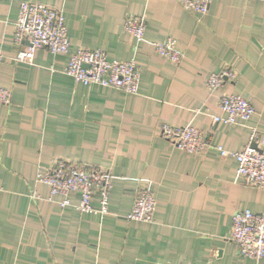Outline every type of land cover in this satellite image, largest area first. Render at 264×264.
<instances>
[{
  "label": "crops",
  "instance_id": "0c3cea01",
  "mask_svg": "<svg viewBox=\"0 0 264 264\" xmlns=\"http://www.w3.org/2000/svg\"><path fill=\"white\" fill-rule=\"evenodd\" d=\"M22 0H0V264H264L238 254L232 214L264 211V190L244 185L238 162L216 149L241 150L251 127L264 133V1L211 0L204 15L180 0H34L60 9L69 52L101 49L140 67L137 93L76 83L63 73L68 54L37 49L14 59ZM128 15L145 19L144 39L123 30ZM171 36L182 53L170 62L153 49ZM225 66L236 76L213 91ZM249 99L253 114L231 125L222 95ZM193 125L210 146L198 153L159 135L162 124ZM96 165L111 175L108 212H81L79 195L49 199L37 175L54 159ZM148 186L153 221L127 219L134 191ZM91 204L99 206L95 196Z\"/></svg>",
  "mask_w": 264,
  "mask_h": 264
},
{
  "label": "built area",
  "instance_id": "2783aa9c",
  "mask_svg": "<svg viewBox=\"0 0 264 264\" xmlns=\"http://www.w3.org/2000/svg\"><path fill=\"white\" fill-rule=\"evenodd\" d=\"M264 1V0H263ZM181 5L196 15L208 11L211 0H180ZM145 19L142 15H128L124 19L123 30L134 37V51L144 39ZM13 41L16 45L26 42L25 48H17L16 61L31 62L37 49H45L53 54H68L63 73L76 83L99 84L119 89L126 93H137L141 69L133 60H110L101 49L78 47L69 52V42L60 9L34 0H22L19 3L15 21ZM153 49L172 63L180 62L182 53L176 46V39L168 36L162 41H154ZM235 71L225 66L220 72L211 74L207 87L214 90L225 81H233ZM10 100V92L0 87V104ZM219 107L224 115H212L215 123L235 125L247 120L254 112L249 99L237 93L224 94L219 99ZM159 135L177 148L198 153L210 142L193 125L162 124ZM222 156L230 155L238 162L237 172L244 185L264 190V133L251 127L248 139L241 150L230 151L217 146ZM40 182L49 189V199L55 196L63 198L58 203L63 207L70 205L67 195L76 193L79 200L73 206L81 212H108V194L111 187V175L108 171L91 164L79 163L69 159H54L45 172L37 175ZM97 196L99 206L93 207L92 199ZM155 200L148 186H138L134 191L129 220L153 221ZM230 240L238 254L253 259L264 256V211L253 212L250 209H238L232 214ZM169 264V263H162Z\"/></svg>",
  "mask_w": 264,
  "mask_h": 264
}]
</instances>
